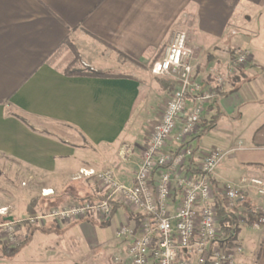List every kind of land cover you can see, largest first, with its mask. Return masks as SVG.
<instances>
[{
    "label": "crops",
    "instance_id": "0c3cea01",
    "mask_svg": "<svg viewBox=\"0 0 264 264\" xmlns=\"http://www.w3.org/2000/svg\"><path fill=\"white\" fill-rule=\"evenodd\" d=\"M251 11L264 18V0H0V168L21 175L35 191L21 200L10 195L1 206L32 202L40 190L52 194L38 198L72 204L81 194L73 182L92 185L74 179L82 168L112 167L131 180L146 129L171 92L146 66L177 29L195 50L198 79L210 67L225 72L223 91L208 104L194 140L203 152L224 151L214 185L243 175L264 178V38L241 16ZM242 27L248 43L238 33ZM234 49L247 51L250 63L227 71ZM124 144L133 152L119 161L116 151ZM98 197L90 187L87 198ZM256 199L264 205V197ZM114 206L112 215L118 209L123 215L117 227L131 221L125 207ZM81 221L96 228L93 220ZM59 235L34 233L14 264H78L47 257L66 248ZM236 239L245 264H264V227L242 228ZM114 262L129 264L125 255Z\"/></svg>",
    "mask_w": 264,
    "mask_h": 264
},
{
    "label": "built area",
    "instance_id": "2783aa9c",
    "mask_svg": "<svg viewBox=\"0 0 264 264\" xmlns=\"http://www.w3.org/2000/svg\"><path fill=\"white\" fill-rule=\"evenodd\" d=\"M187 43L186 32L175 30L162 55L151 65V72L168 78L173 88L159 118L150 123L131 180H121L112 167L100 171L79 169L74 179H90L100 197L52 206L30 215L24 218L30 226L42 227L48 221L103 223L113 205L118 204L133 216L115 230L116 237L128 240L125 259L129 264H245L243 246L235 234H225L217 206L233 212L251 190L264 197V179L243 175L237 183L214 185L212 179L224 151L214 146L203 152L194 140L208 104L223 91L225 72L210 67L198 79V62H194ZM229 52L227 71L250 63L247 51ZM132 152V148L126 150ZM41 194L47 196L50 192L42 190ZM6 210L0 208V214ZM244 214L243 207L234 213L239 227L248 219ZM20 220L0 224L1 241L15 245ZM247 225L264 227V206H256V218Z\"/></svg>",
    "mask_w": 264,
    "mask_h": 264
},
{
    "label": "rangeland",
    "instance_id": "374dc122",
    "mask_svg": "<svg viewBox=\"0 0 264 264\" xmlns=\"http://www.w3.org/2000/svg\"><path fill=\"white\" fill-rule=\"evenodd\" d=\"M241 16L244 19H247V16H248V18H251V21L249 22V25H247V26L259 27L260 38H264V36H263L264 29H262V27L260 25L261 24L260 21H262L264 18L260 17L257 19V16L254 14V11H251V13H243ZM182 30L185 31L184 29H182ZM238 33H239L241 39L243 38V41L245 43H248V39H249L248 30L246 28L242 27V28H240ZM187 37H188V35H187ZM187 45H188V43H187ZM245 46H246V44H245ZM187 48L192 50V52L194 53V51H195L194 49H191L188 46H187ZM250 48L252 49L251 46H250ZM253 51L255 52V48L253 49ZM76 59H77V56L75 54L73 61L75 62ZM152 63L153 62L149 63L146 66L148 72L152 76L159 78V80L167 82V84L169 86V91H171L172 90L171 87L173 88V85L169 81L168 78L163 77V76L154 75L151 72ZM245 67L240 68V70H242ZM236 74L238 75L239 73L236 72ZM162 110H163V107L161 108L160 113ZM160 113H159V115H160ZM158 118H159V116L156 119H154V121H156ZM154 121H152V123ZM149 126L146 129V133H145V137H144V143H145V140L147 138ZM144 143H143V145H144ZM128 148H132V150H133L134 147L130 144H124V145H121L119 149H117L116 152H117V155H119V159H118L119 161H122V159L126 160V159H128V157L131 156V153H126V150ZM24 180L25 179L21 175L11 176L6 171H4V169L2 167L0 168V208H6L7 209L5 214H0V224L5 223L7 221H10L7 219L8 217H10L9 215H13L14 217H16V218H12L13 220L24 219L30 215L38 214L39 212L43 211L45 208L50 207L51 205H54V206L57 205L56 203H51L45 199L38 198L36 195H38V193H39V195L42 193V190H40V191L36 192L37 194L34 196L35 199L32 202L24 203V200H23V203H19L16 206L14 205V203H12V205L10 207L7 206L9 204L8 201H9L10 195L14 198L16 197L15 199L21 200L22 196H25L27 194L29 195L31 193L35 194V191L30 190L28 184H26ZM92 185L89 184V187H88V186H85L82 183V181L77 180V181L73 182V184H71L70 187L73 186V188L77 192L80 190L81 194H79V193L77 194L79 198H86L87 195L90 194V187H91V191L93 193H95L98 190V187L94 183H92ZM251 191H252V193L247 194V196H245V197H247V199H249L255 206H258V205L264 206L263 204H259V202L256 199L258 196L255 194V192L253 190H251ZM49 192H50L49 195H51L52 191L49 190ZM67 192H68V190L67 191L65 190L64 193L68 194L69 192L68 193ZM49 195H47V196H49ZM1 204H7V205L1 206ZM122 216H123L122 210L118 209L112 215V217L110 218L109 222L106 225L100 226V223H98V222H97V224H94L93 227L94 228L96 227L95 229H93V228L91 229L89 227L86 228L87 226L84 227L85 225L84 226L82 225L83 224L82 221H80V224L78 223L79 221L71 222V223H63V224H62V222L53 221V222H55L54 225H56V227H57L58 234H61L59 236L62 237L61 241L64 242V245L66 246V248L65 249L63 248L59 253H55V252L50 253L47 255V257H49V258L54 257V259L56 261H64L65 259L67 261L71 260V261H73V263L75 262L78 264H115L114 258L116 256H119V257L123 256L124 257L125 247H126V244L128 242V240L125 238H118L115 236V229L117 227V224L119 222H122ZM2 217L4 218V220H2ZM245 221H246V223L240 224V231L242 228H249L247 225V222H250L251 220L245 219ZM51 222L52 221H50V222L48 221L45 223V225H47ZM246 230L249 231V229H246ZM16 235H17V237H16V240L14 242L15 245H13V246H9L7 243L2 241L4 244H6L8 247H10V250H9L10 252H12V250L14 249V246H16L18 244V240H20L23 237L24 230L20 229L18 227ZM17 252H19V251H17ZM16 253H14L13 255L12 254L9 255L10 253L4 254L3 251H0V264H14L15 262H14V259L12 257ZM43 261H45V260H43ZM246 263H249V262L246 261Z\"/></svg>",
    "mask_w": 264,
    "mask_h": 264
},
{
    "label": "trees",
    "instance_id": "16d2710c",
    "mask_svg": "<svg viewBox=\"0 0 264 264\" xmlns=\"http://www.w3.org/2000/svg\"><path fill=\"white\" fill-rule=\"evenodd\" d=\"M97 74V73H95ZM98 75V74H97ZM88 197V195H87ZM86 197V198H87ZM84 198H79L76 201H82ZM52 206V205H51ZM50 206V207H51ZM238 207H243L245 209V214L247 215L248 219L253 220L256 218V206L249 200L247 197H243L238 201ZM50 207L45 208L43 212L47 211ZM236 207V209L238 208ZM115 206L112 208L111 215L113 213V210H115ZM218 208V213L222 217L221 221V226L225 232V234L231 235L235 234V236L239 233L240 227L238 226V220L234 217V213L236 212V209L233 212L226 211L223 209L221 206H217ZM110 215V217H111ZM110 217L103 223H100V226H104L109 222ZM137 218V217H135ZM55 222H51L47 225H44L42 227H35V226H30L25 219H21L18 227L20 229L24 230V235L23 237L18 240V244L14 246V249L12 252H10V247H8L6 244H4L2 241H0V251H3L4 254H9L13 255L17 251H19L23 246H25L31 239L32 235L37 232L41 233H49L53 231H57L56 225H54Z\"/></svg>",
    "mask_w": 264,
    "mask_h": 264
},
{
    "label": "water",
    "instance_id": "95a60500",
    "mask_svg": "<svg viewBox=\"0 0 264 264\" xmlns=\"http://www.w3.org/2000/svg\"><path fill=\"white\" fill-rule=\"evenodd\" d=\"M8 220H10V221H11V220H13V219H12L11 217H9V218H8Z\"/></svg>",
    "mask_w": 264,
    "mask_h": 264
}]
</instances>
